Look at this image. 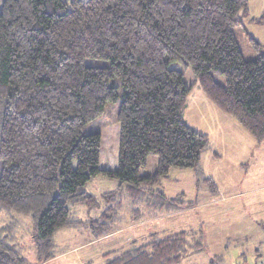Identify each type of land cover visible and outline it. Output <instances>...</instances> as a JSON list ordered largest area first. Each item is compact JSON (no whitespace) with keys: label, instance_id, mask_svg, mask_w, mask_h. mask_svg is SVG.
I'll return each instance as SVG.
<instances>
[{"label":"trees","instance_id":"obj_1","mask_svg":"<svg viewBox=\"0 0 264 264\" xmlns=\"http://www.w3.org/2000/svg\"><path fill=\"white\" fill-rule=\"evenodd\" d=\"M249 0H5L0 13V212L30 216L39 264L61 254L62 228H88L95 239L120 220L123 199L156 215L197 204L167 196L172 169L198 171L207 134L184 110L196 86L222 112L264 141V52L244 58L235 29ZM87 60L108 65H87ZM224 76L225 83L217 81ZM118 80L119 84L115 83ZM123 89L120 95L118 87ZM121 97L116 169L102 167L107 103ZM157 168L141 170L150 156ZM218 155V154H217ZM119 183L101 196L87 184ZM212 192V178H204ZM79 206L100 210L89 219ZM150 213V214H151ZM19 221L0 224V264H28L19 254ZM203 232L180 231L104 255L105 264H179L207 248Z\"/></svg>","mask_w":264,"mask_h":264},{"label":"rangeland","instance_id":"obj_2","mask_svg":"<svg viewBox=\"0 0 264 264\" xmlns=\"http://www.w3.org/2000/svg\"><path fill=\"white\" fill-rule=\"evenodd\" d=\"M4 1L0 0V13ZM110 2L115 3L116 0ZM249 3L250 15L245 18L244 27L238 26L235 29L238 43L247 60L255 59L259 54L248 33L262 44L264 52V0H249ZM86 64L103 66L109 62L87 60ZM216 79L225 83L224 76L220 74H216ZM115 83L119 84L118 80ZM198 89L196 86L193 93ZM118 90L122 95L121 86ZM120 102L121 97L107 103L99 118L102 124L103 168H111L118 163L120 123L117 114ZM214 107L216 117L204 109L203 103L199 106L188 99L184 118L190 126L208 135L209 145L203 151L198 171L172 169L169 178L162 182V189L167 196L185 193L186 199L195 202L196 207L174 210L167 217L154 220L157 215L140 211L143 210L142 205L139 206L141 209L134 211L130 204L132 201L126 196L121 213L123 219L120 218L108 236L95 239L85 226L62 228L55 235L58 250L62 253L43 264H105L106 253L126 250L133 242L143 244L152 233L163 237L183 230H193L198 234L203 232L208 246L203 251L190 253L179 264H216L217 260L220 264H229L231 261L251 260L255 258L252 252L255 247L264 258V141H258L234 117ZM1 168L0 162V171ZM156 168L157 157L152 154L148 166L141 170V174H152ZM204 178L214 180L216 192H212L207 182L203 181ZM117 184V181L99 175L86 188L100 195L107 187L117 188ZM218 191L222 195L235 194V197L227 201L219 200ZM74 212L81 219H89L96 214H91L94 210L89 212L82 206ZM17 220L19 254L27 259L28 264H39L33 219L16 212H0V224ZM242 250L247 254H242Z\"/></svg>","mask_w":264,"mask_h":264},{"label":"crops","instance_id":"obj_3","mask_svg":"<svg viewBox=\"0 0 264 264\" xmlns=\"http://www.w3.org/2000/svg\"><path fill=\"white\" fill-rule=\"evenodd\" d=\"M194 91V90H193ZM193 91L190 93V95H189V98L188 99H190L191 100V103L192 104H198L199 106L203 103L204 104V109L207 111V112H210L212 115H213V117L215 116L216 117V114L213 112V108H215L214 107V104L208 99V97L200 90V89H198L197 91H195L194 93H193ZM216 109V108H215ZM219 111L222 113V111L219 109ZM189 124V123H188ZM241 133H243V132H241ZM217 155V154H216ZM219 155H217V157H218ZM117 163L114 165V166H112L111 168L110 167H105V169H116L117 168ZM117 186V188L115 189V188H112V187H107V189H105V190H103V191H101V192H113V191H116L117 189H118V186H119V183L116 185ZM221 190V188H219V191ZM218 191V192H219ZM103 193H101L100 194V196L103 194ZM95 194V193H94ZM185 194V193H184ZM217 194V193H216ZM241 194V193H240ZM98 195V194H97ZM238 194H236V196H237ZM218 196H219V200H223V201H227L228 200V198H234L235 197V194H230V195H222L221 194V192H219L218 193ZM172 197H176V196H172ZM131 204V207H132V209L135 211V209H137V205H135V204H133V202H131L130 203ZM144 206V205H143ZM142 206V207H143ZM196 207V206H195ZM233 206H230L229 208H232ZM183 208H185V207H183ZM183 208H181V209H183ZM191 208H193V207H191ZM181 209H178L179 211H181ZM174 210H172V212H173ZM89 212H91V211H89ZM100 212V210L98 209V210H94V212L93 213H91V214H95V215H97L98 213ZM178 212V211H177ZM121 213H122V211H121ZM121 213H120V217L123 219V215L121 216ZM146 214V213H145ZM171 214V211H169V212H160V213H158V214H156L157 216H155V219L154 220H157V219H162V218H164V217H167L168 215H170ZM95 215L94 216H91V217H95ZM84 220H86V219H84ZM119 222V221H118ZM153 234V233H152ZM158 234V233H157ZM172 234V233H171ZM169 235V234H168ZM108 236V235H107ZM105 237V236H104ZM164 237V236H163ZM259 249L258 248H253L252 249V252H254L255 253V255H254V259H251V260H256V259H258V258H260V257H262L261 255H260V253H259ZM242 254H247L246 253V251L245 250H242ZM233 262H235V261H231L229 264H232ZM216 264H220L219 262H218V260L216 261Z\"/></svg>","mask_w":264,"mask_h":264},{"label":"built area","instance_id":"obj_4","mask_svg":"<svg viewBox=\"0 0 264 264\" xmlns=\"http://www.w3.org/2000/svg\"><path fill=\"white\" fill-rule=\"evenodd\" d=\"M233 264H264V258L260 257L256 260L235 261Z\"/></svg>","mask_w":264,"mask_h":264}]
</instances>
